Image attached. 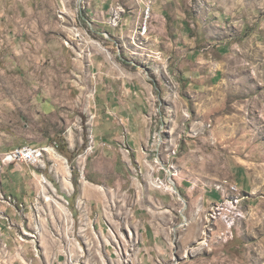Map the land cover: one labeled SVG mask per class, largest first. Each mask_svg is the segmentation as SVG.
I'll list each match as a JSON object with an SVG mask.
<instances>
[{"label":"rangeland","instance_id":"obj_1","mask_svg":"<svg viewBox=\"0 0 264 264\" xmlns=\"http://www.w3.org/2000/svg\"><path fill=\"white\" fill-rule=\"evenodd\" d=\"M172 3L192 27H225L231 45L222 79L177 103L189 108L193 121L212 123L209 134L184 142L178 159L186 207L148 188L136 191L116 144L120 134L110 135L114 124L92 121L90 68L100 50L94 46L91 58L80 56L72 28L77 24L101 42L111 62L124 60L154 78L147 57L132 56L137 51L128 39H119L129 11L110 6L101 24L91 0H0V264H60L70 253L78 264H264V0ZM117 6L126 12L114 29L108 21ZM166 20L173 22L169 15ZM91 132L111 148L99 146L88 158L82 181L79 156ZM24 145L54 147L67 160L73 188L65 181L66 166L53 156L45 168L3 164L5 153ZM242 170L250 174L253 193H242L236 209L208 220L203 194L218 190L234 198L228 191ZM246 183L240 176L237 186L245 191ZM9 197L18 206L6 205ZM239 212L242 217L235 216ZM119 220L140 230L134 250ZM146 231L157 242L145 245Z\"/></svg>","mask_w":264,"mask_h":264},{"label":"crops","instance_id":"obj_2","mask_svg":"<svg viewBox=\"0 0 264 264\" xmlns=\"http://www.w3.org/2000/svg\"><path fill=\"white\" fill-rule=\"evenodd\" d=\"M91 2L98 12L101 24H104L108 18L110 6L121 4L129 11L130 15L121 27V34L118 36L121 40L128 39L129 48L136 51L139 50L134 48L132 40L135 39L145 6L148 3L152 4L153 27L150 35L146 39H141L144 45V50L141 52L150 56L160 53L165 59H171L169 65L171 71L178 75L184 98H188L189 94L209 90L222 79L227 64L226 57L229 56L231 46L226 36L227 31H224L225 27H219L216 32L213 27L207 29L201 26H190L189 21L186 20L188 19L187 13L175 8L172 0H91ZM168 15L173 19L170 24L166 20ZM97 47L100 51L93 55L90 68L91 84L96 85L93 106L95 112H92L96 113L97 124L101 126L105 121H112L114 130L110 135L116 138L120 134V128L110 113H117L127 119L131 130L130 144L138 149L150 135L144 120V113L147 110L145 96L151 86L156 85V82L147 74L134 72L133 68L129 67V62L124 60L117 67L112 66L111 60L108 59V57L112 59L109 50L105 51L106 48L103 46ZM98 91H101L99 98ZM249 175L242 170L235 176L236 185L240 176L246 177L245 191L240 190L243 194L253 193ZM180 190L185 196L186 191L181 185ZM216 192L220 194V197L216 200L210 198L209 195ZM201 200L204 207L209 209L213 204L220 203L224 199L218 190H212L206 191ZM194 230L195 236L203 232L199 228ZM143 239L147 246L153 240L157 242V237L149 231L143 233ZM157 248L162 251V247Z\"/></svg>","mask_w":264,"mask_h":264},{"label":"built area","instance_id":"obj_3","mask_svg":"<svg viewBox=\"0 0 264 264\" xmlns=\"http://www.w3.org/2000/svg\"><path fill=\"white\" fill-rule=\"evenodd\" d=\"M125 12L126 10L121 6L114 7L111 10L108 21L109 26L114 29L118 28L122 23ZM152 25V4L148 3L145 6L139 22L135 39L132 40L133 46L139 51L132 52V55L147 57L145 63L148 65L151 64L156 68L153 71L151 65L149 66V70L155 74V77L151 79L156 82V85L153 84L145 96L147 110L144 113V120L150 132L149 138L138 149L133 148L130 144L131 130L127 119L117 113H110V115L120 128V135L116 144L118 150L126 159V164L131 172L130 181L132 187L139 192L148 188L152 191L169 195L172 198H177L186 207L187 202L183 199L178 182V159L184 148V142L188 144L189 142L200 139L202 136H206L207 133L209 134L212 129V123L202 122L201 120L193 121L191 111L188 107L184 105L182 107L177 106L178 101L182 97L181 83L178 75L170 73L171 66L169 64L171 59H165L160 53L150 56L149 54L146 55V53L140 52L144 50L141 39H146L150 35ZM72 34L75 36V39L80 41L79 43L83 47L80 54H85L84 56H88V58H91V51L95 44H102L92 39L87 30H84L77 24L72 28ZM112 64L115 67L118 66L115 61H112ZM91 94L95 98L96 85ZM179 116L180 119L178 120ZM95 118L96 114L92 121ZM99 146L106 149L111 148L107 143H99L93 132H91L87 147L79 156L80 166L78 173L82 181L86 180V162ZM48 148L32 145L16 147L4 154L3 164H26L28 166L45 168L46 161L49 158ZM228 192L233 194L234 198L231 199L229 197L230 195H228L226 199L225 195L222 202L213 204L208 212V220H217L225 208L232 206L233 209H236V206L240 204V196L242 193L238 186H230ZM4 203L10 207L17 205V201L12 197L4 199ZM67 204L69 203L67 202ZM109 208H111V205H107V209ZM235 216L242 217V214L239 212ZM118 222L121 224L119 231L124 232V235L132 241L131 247L134 250L135 246L139 245V241L137 243L135 240L140 230L133 225H126L125 222L123 226L120 220ZM229 226L232 228V224H229ZM60 264H78V262L76 257L70 253L69 255H65L63 263Z\"/></svg>","mask_w":264,"mask_h":264},{"label":"bare ground","instance_id":"obj_4","mask_svg":"<svg viewBox=\"0 0 264 264\" xmlns=\"http://www.w3.org/2000/svg\"><path fill=\"white\" fill-rule=\"evenodd\" d=\"M94 44H95V43H94ZM95 45H96V46H99V47L102 46L100 43H96ZM104 50L107 51V49H104ZM80 56H82V55L80 54ZM48 155H49V157H50V156H53V158H54L55 160L61 162L64 166H66L67 177H66L65 181H66V183H68V184H67V185H68V188L72 189L73 186H72V183H71V174H70V172L68 171L67 160H66L63 156H61L60 154H58L54 147H49V148H48ZM42 180H43V179H42ZM45 183H46V181H45ZM41 185H42V184H41ZM51 189H52V188H51ZM44 191H45V190H44ZM102 191H106V188H102ZM59 198H60V200L62 199V197H59ZM47 199H48V201H51V200H52L51 198H47ZM52 201H53L55 204H59V202H57L56 200H52ZM63 212H64V214H67V213H68V211H67L66 208H65V209L63 208ZM173 231L175 232L176 230L174 229ZM207 246H208V244H207Z\"/></svg>","mask_w":264,"mask_h":264}]
</instances>
